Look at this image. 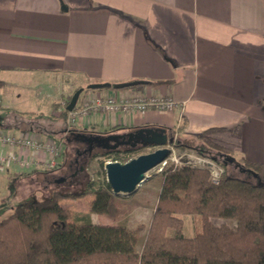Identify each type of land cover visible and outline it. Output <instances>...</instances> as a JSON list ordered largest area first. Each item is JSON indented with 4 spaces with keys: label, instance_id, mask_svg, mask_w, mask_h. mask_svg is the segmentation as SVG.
Listing matches in <instances>:
<instances>
[{
    "label": "crops",
    "instance_id": "crops-1",
    "mask_svg": "<svg viewBox=\"0 0 264 264\" xmlns=\"http://www.w3.org/2000/svg\"><path fill=\"white\" fill-rule=\"evenodd\" d=\"M21 77L43 85L37 94L49 103L46 115L27 117L19 113L29 112L3 105ZM133 81L144 84L83 91L75 110L106 97L117 103L166 98L176 108H90L73 126L57 110L77 89ZM116 126L118 134L174 129L188 142L222 129L208 136L213 143L237 159L264 164V0H0V129L41 144L0 147L17 157L0 170V190L4 180L17 182L7 208L12 212L40 190L44 198L62 191L59 185L82 173L69 172L75 166L68 163L69 150L84 148L73 133L106 135ZM45 144L61 149L52 169L45 167ZM22 159L31 166L23 168Z\"/></svg>",
    "mask_w": 264,
    "mask_h": 264
},
{
    "label": "trees",
    "instance_id": "trees-1",
    "mask_svg": "<svg viewBox=\"0 0 264 264\" xmlns=\"http://www.w3.org/2000/svg\"><path fill=\"white\" fill-rule=\"evenodd\" d=\"M161 83L165 82L152 84ZM19 114L32 117L31 113ZM67 114L64 110L60 116L66 119ZM120 130L116 126L105 132ZM219 130L202 132L192 146L179 137L175 147L213 159L225 169L221 182L213 184L205 169L164 168L140 251L136 248L142 226L98 225L86 217L75 218L61 207L62 199L92 194V213L117 215V196L107 180L95 179L90 173L83 188L53 190L42 200L21 202L0 220V264H264V164L237 159L231 150L213 143L208 136ZM149 152L148 147L98 151L88 169L99 160L105 167L108 162L126 163ZM191 215L201 217L202 231L187 237L183 220ZM169 230L173 234L169 235Z\"/></svg>",
    "mask_w": 264,
    "mask_h": 264
},
{
    "label": "rangeland",
    "instance_id": "rangeland-1",
    "mask_svg": "<svg viewBox=\"0 0 264 264\" xmlns=\"http://www.w3.org/2000/svg\"><path fill=\"white\" fill-rule=\"evenodd\" d=\"M53 82L55 78H53ZM52 78H49L51 81ZM37 82V83H35ZM56 82V81H55ZM43 88L38 80L33 81L29 77H21L15 79L13 84L7 89L5 100L3 105L8 104L13 110H18L22 112L33 113L34 116L46 115L48 113L49 103L45 102V96L37 94V90ZM40 96V97H39ZM44 125V124H42ZM46 126H48L45 123ZM180 137V134H179ZM184 143L190 146L196 145V140L188 142L182 139ZM151 151L150 149H148ZM68 163L71 164L76 156V150H69ZM105 163V162H104ZM104 165L99 161L93 163V167L89 168L87 172L91 173L95 179H106V173L104 175ZM73 169V170H72ZM75 170L73 166L69 172ZM152 177L146 181L140 188H137L129 196H117L116 203L118 205V213L115 217H110L105 214L92 213L90 211L91 203L94 200V195L89 194L87 196L77 198V199H62L60 201L61 207L67 208L73 214L75 218L86 217L89 218L94 224L98 225H109L116 226L121 225L129 229H134L139 225L143 227V231L139 233V245H137V250L141 249V242L144 240L145 230L150 223L153 208L156 203V198L158 194V188L161 187L163 183V177L160 174H155V171L149 172ZM88 179L86 173H78L75 180L72 182L63 183L58 187L62 191H76L83 188L84 184ZM4 189L0 190V220L10 214L11 209L7 208L6 202L11 201L15 196V191L17 189V182L3 181ZM44 199L43 191H37L30 196L29 199L25 201L42 200ZM24 201V202H25ZM214 222L221 223L223 220L213 219ZM232 226H235V222H230ZM184 234L187 237H193L197 233L202 231V220L199 215L187 216L183 220ZM168 234H173L172 230L168 231Z\"/></svg>",
    "mask_w": 264,
    "mask_h": 264
},
{
    "label": "water",
    "instance_id": "water-1",
    "mask_svg": "<svg viewBox=\"0 0 264 264\" xmlns=\"http://www.w3.org/2000/svg\"><path fill=\"white\" fill-rule=\"evenodd\" d=\"M142 81H133L127 83H118L110 85L91 84L87 89L95 90L112 87L114 89H124L137 85H142ZM83 89H78L71 97L66 109L71 112L75 109ZM84 137V142L88 143L90 152L93 150L114 151L123 148L152 147L153 151L141 154L129 160L126 163L108 162L104 170L106 180L111 187L112 193L116 196H129L137 188H140L150 179L148 173L158 164L163 162L169 155L168 145L175 144V137L168 129L163 127H144L124 134L111 133L106 135H94L73 133ZM245 171V170H243ZM254 177L262 182L257 175Z\"/></svg>",
    "mask_w": 264,
    "mask_h": 264
},
{
    "label": "built area",
    "instance_id": "built-area-1",
    "mask_svg": "<svg viewBox=\"0 0 264 264\" xmlns=\"http://www.w3.org/2000/svg\"><path fill=\"white\" fill-rule=\"evenodd\" d=\"M67 103L64 101L60 102V106L58 107V112L62 113L64 110H67ZM93 108L95 110L102 109L107 112H116L121 109L123 110H138V111H146L150 109H155L159 111H173L176 108L175 101L166 98H149V99H141L134 100L125 103H117L115 98L106 97L105 99L95 98L88 99L81 111H76L75 109L71 112L68 111L67 121L70 126L76 124V120L79 115L86 114L87 111ZM175 143L179 138V134L175 132ZM20 144L25 147H33L39 149L41 147L40 143H37L30 139L29 137H25L22 135L12 136L4 132L0 129V147L10 146L14 147L15 145ZM44 147L46 151L50 155V159L45 163V167L54 168L56 167V158L61 154V149L57 147L55 144H45ZM167 149L169 150L168 157L158 164L151 171H155V174H160L167 166L174 167H183L188 166L192 168H200L208 171L210 180L213 184L218 185L223 176L225 175V169L216 163L213 159L203 156L193 150H184L179 151L176 149L175 144L168 145ZM17 157L13 153H4L0 151V170H3L10 166L13 161H16ZM20 165L27 169L31 166V162L25 159L20 160ZM150 171V172H151ZM148 177H152L149 173Z\"/></svg>",
    "mask_w": 264,
    "mask_h": 264
},
{
    "label": "flooded vegetation",
    "instance_id": "flooded-vegetation-1",
    "mask_svg": "<svg viewBox=\"0 0 264 264\" xmlns=\"http://www.w3.org/2000/svg\"><path fill=\"white\" fill-rule=\"evenodd\" d=\"M78 139H80L82 142H83V146L84 148L82 149V151H76V158L75 160L72 162V164H74L75 166V171L76 172H79V171H84V166L87 165L91 159H92V156L98 152V150H93L92 152H90L89 148V144L84 142V137H81V136H77ZM99 151H102V150H99Z\"/></svg>",
    "mask_w": 264,
    "mask_h": 264
}]
</instances>
